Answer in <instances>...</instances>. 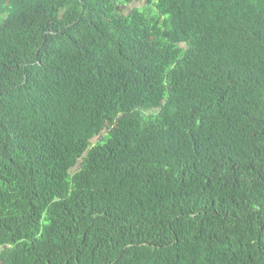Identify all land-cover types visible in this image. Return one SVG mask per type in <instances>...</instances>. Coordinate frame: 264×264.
<instances>
[{
    "label": "trees",
    "instance_id": "1",
    "mask_svg": "<svg viewBox=\"0 0 264 264\" xmlns=\"http://www.w3.org/2000/svg\"><path fill=\"white\" fill-rule=\"evenodd\" d=\"M134 1L0 0V264H264V0Z\"/></svg>",
    "mask_w": 264,
    "mask_h": 264
},
{
    "label": "rangeland",
    "instance_id": "2",
    "mask_svg": "<svg viewBox=\"0 0 264 264\" xmlns=\"http://www.w3.org/2000/svg\"><path fill=\"white\" fill-rule=\"evenodd\" d=\"M146 6V0H135L134 2L126 5L125 7H123V12L124 14H126L129 10L133 9V8H142ZM97 140V138H94L93 140H91V144H94V142Z\"/></svg>",
    "mask_w": 264,
    "mask_h": 264
}]
</instances>
